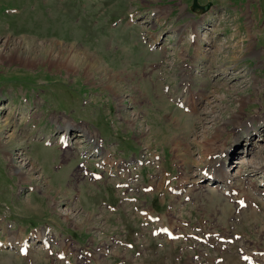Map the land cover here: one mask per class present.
<instances>
[{
  "label": "rangeland",
  "instance_id": "rangeland-1",
  "mask_svg": "<svg viewBox=\"0 0 264 264\" xmlns=\"http://www.w3.org/2000/svg\"><path fill=\"white\" fill-rule=\"evenodd\" d=\"M198 2L206 9L192 11V0H0V264L263 259L264 0ZM89 54L97 70L83 65ZM249 121L250 137L239 130ZM64 122L74 127L65 153L55 140ZM39 133L52 134V146L32 139ZM96 135L107 161L134 160L132 171L105 162L100 179L76 178ZM214 152L231 198L221 180L201 176ZM21 165H34L30 179ZM178 182L185 190L171 192ZM237 197L248 205L237 208ZM158 224L178 237L151 234ZM23 240L31 245L20 254Z\"/></svg>",
  "mask_w": 264,
  "mask_h": 264
},
{
  "label": "bare ground",
  "instance_id": "bare-ground-1",
  "mask_svg": "<svg viewBox=\"0 0 264 264\" xmlns=\"http://www.w3.org/2000/svg\"><path fill=\"white\" fill-rule=\"evenodd\" d=\"M29 46V45H28ZM23 48V47H22ZM30 49V48H29ZM28 50V49H27ZM65 50V49H64ZM71 52V51H70ZM76 52V51H75ZM79 52V51H78ZM75 54V53H74ZM88 54V53H87ZM77 55V54H76ZM67 57V56H66ZM71 57V60L72 59H74V56L73 55H71L70 56ZM81 58H82V56H80ZM79 58V57H78ZM85 58V57H84ZM69 59V58H68ZM89 59H92L93 60V58L90 56V54H89V56H87V58H85V59H83L84 61H86V62H88V63H86V62H84L83 63V65H86L87 67H89V68H93V70H97L96 69V65H94L93 67H90L88 64H89ZM65 60V59H64ZM77 60V59H76ZM80 60V59H79ZM96 60V59H95ZM60 61H61V59H60ZM72 62V61H71ZM76 62H78V61H76ZM80 62V61H79ZM94 62V61H93ZM98 62V61H97ZM66 64V63H65ZM78 64V63H77ZM92 64V63H91ZM79 66V65H78ZM71 67V66H70ZM69 67V68H70ZM73 67H74V65H73ZM98 67V66H97ZM68 70V69H67ZM92 74V73H91ZM144 76V75H143ZM90 77V76H89ZM88 77V78H89ZM115 77V76H114ZM144 78V77H143ZM112 83V82H111ZM189 85H190V83H187V84H185V86H184V89H185V91H187V90H189L190 88H189ZM242 103H244V98L242 99ZM243 105V104H242ZM262 116H260V118L261 119H264L263 117H264V114H261ZM240 117L239 116H236V117H234V122H235V119H239ZM58 122H59V120H58ZM250 122V121H249ZM263 123V122H262ZM64 124H66V125H64L63 127H62V129H64L65 131H67L66 133H68L69 134V131L73 128V126L71 125V124H67V122H64ZM243 124H247V122H244V123H242L241 122V124L239 125V126H242V128L241 129H243ZM61 125V124H60ZM251 125V122L249 123V126ZM238 126V127H239ZM252 126V125H251ZM243 130H245V129H243ZM246 132H248L247 130H245ZM3 133V132H2ZM251 133V132H250ZM67 134V135H68ZM14 135V134H13ZM66 134H64V137L62 138V140L61 141H64L65 142V146L64 147H66L67 149L68 148H70L69 146H71V144H70V140H68V136H67ZM21 136V135H20ZM23 136V135H22ZM10 142L14 139L13 138V136H10ZM21 138V137H20ZM89 138H90V140H93V138L92 137H90L89 136ZM1 140H3V137L0 135V145L1 146H5L6 147V145L8 144V142H7V144H5L3 141H1ZM20 140V139H19ZM18 140V141H19ZM21 141V140H20ZM19 141V143H21ZM18 143V142H17ZM100 143H101V140H99V145H100ZM12 144H14V143H12ZM98 146V142L96 141V144L92 147V148H96ZM70 150V149H69ZM108 150H106V149H102V151H100L99 153H103V152H107ZM219 154H221L223 151L221 150V151H217ZM217 152H214V154H212V155H216V153ZM8 153H10V152H8ZM211 154V153H210ZM12 155V154H11ZM108 156V155H107ZM70 158V157H69ZM112 160H113V158H112ZM211 161H212V163H210V164H207V169H206V171H207V174H210V175H212V177L214 178V179H216V180H221V182L226 186L225 188L227 189V190H229V188H230V190H232V187H229L230 186V177L228 176V175H225L224 174V164L223 163H220V160H214V158H212L211 159ZM110 161H108V163H109ZM144 163V162H143ZM26 164V163H25ZM24 167H26V166H24V165H21L20 167H17V170L21 173V175H22V179H30V178H28L29 177V175H33V174H31V172L34 170L35 171V167H34V165H32V169L33 170H30V171H28V172H25V171H23V169H24ZM200 168V170L201 169H204V168H201V167H199ZM260 168H262V167H260ZM263 169V171H264V168H262ZM261 169V170H262ZM76 171V170H75ZM207 174H205V176H209V175H207ZM75 175H77V177L76 178H83V177H81V176H78L79 174H75ZM74 174H73V176H75ZM72 176V175H71ZM136 176V175H135ZM139 177V176H138ZM82 180V179H81ZM232 180V179H231ZM140 181V180H139ZM182 186H184V184H182ZM248 194V193H247ZM245 195V194H244ZM243 195V196H244ZM250 199V198H249ZM255 201V200H254ZM253 202V201H252ZM159 221H160V219H159ZM161 222V221H160ZM161 226H163L162 224H161ZM11 241H13V240H11ZM262 258V257H261ZM254 261H258L260 264H264V260L263 261H259V260H254Z\"/></svg>",
  "mask_w": 264,
  "mask_h": 264
},
{
  "label": "water",
  "instance_id": "water-1",
  "mask_svg": "<svg viewBox=\"0 0 264 264\" xmlns=\"http://www.w3.org/2000/svg\"><path fill=\"white\" fill-rule=\"evenodd\" d=\"M208 5V4H207ZM207 5H200L198 2H197V0H193V2H192V5H191V9L193 10V11H195L197 8H200V9H205L206 7H207Z\"/></svg>",
  "mask_w": 264,
  "mask_h": 264
}]
</instances>
